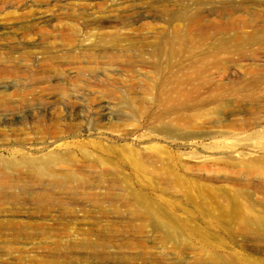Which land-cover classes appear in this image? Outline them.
Here are the masks:
<instances>
[{
	"label": "rangeland",
	"instance_id": "1",
	"mask_svg": "<svg viewBox=\"0 0 264 264\" xmlns=\"http://www.w3.org/2000/svg\"><path fill=\"white\" fill-rule=\"evenodd\" d=\"M23 1L33 4L35 16L55 19L26 38L20 30L8 42L0 38V49L32 50L34 60L0 71V89L8 86L13 102L26 89L23 103L0 107V157L12 156L11 145L20 142L35 154V144L43 141L34 132L39 118H46L45 128L50 117H71L80 127L69 139L98 142L89 150L109 163L116 185L126 188L119 187L117 196L62 195L46 207L25 198L0 205L5 208L0 218L31 221L21 229L0 227V264H213L212 253L264 264V239L241 231L215 210L221 195H236L239 188L264 198L258 190L264 187V171L239 162L264 153V84L255 82L264 67L252 70L250 60L220 47V38L229 34L220 29L227 12L246 16L249 25L242 22L239 30L247 34L256 19L264 24V0ZM184 8L202 12L204 31L178 33V42L192 40L177 43L171 60L155 54L145 67L119 58L96 64L89 57L112 45L100 40L102 35L130 32L135 40H158L160 31L171 29L170 16ZM14 9L0 3V26L22 22L15 20ZM6 12L9 20H2ZM94 17L109 20L97 26ZM174 25L184 27L181 21ZM250 50L264 57V48ZM126 53L132 62L148 55L135 49ZM43 56L63 64L51 69L41 65ZM75 66L81 67L80 77L63 75L57 80L60 90H42L47 85L37 80L42 74H73ZM130 190L137 196L129 197ZM126 197L131 202H124ZM238 197L246 202L244 195ZM134 199L158 211L137 212ZM153 217L170 226H158Z\"/></svg>",
	"mask_w": 264,
	"mask_h": 264
},
{
	"label": "bare ground",
	"instance_id": "2",
	"mask_svg": "<svg viewBox=\"0 0 264 264\" xmlns=\"http://www.w3.org/2000/svg\"><path fill=\"white\" fill-rule=\"evenodd\" d=\"M81 2L83 4L85 3V1ZM0 3L3 6L7 4L13 5L15 9L11 10V13L14 15L16 21H22L17 23V25L8 26L3 24L0 26V38L5 42L17 36L16 30H20L21 37L26 38L30 36L31 33L42 31L43 25L45 26L48 23L52 24L55 19L45 18L44 15L35 16L34 9L29 8L30 5L32 6L33 4H27L23 0H0ZM258 5L260 6L262 4L259 3L257 6ZM260 10H264V4L261 6ZM234 13L235 9L227 12L228 16H226V23L220 25V29L229 33L224 34L220 38V47L227 52H236L240 54L241 57L250 60L249 65L252 70L264 67V57H260L256 52L250 50L252 45H258L260 48H264V36L261 34L264 30V24H261L256 19L255 22L251 24L253 28H251L247 34H243L239 29L242 22L245 25H249L248 19H246V16L243 14L233 16ZM7 16L8 13L6 12L2 20L5 18L9 20ZM31 16L35 20H30L29 18ZM235 17L240 19L236 24L233 22ZM108 20L109 19L104 17H94L93 23L100 26L98 22H105ZM57 21L56 19V22ZM175 21H181L184 25L183 29H178L177 26L174 25ZM58 22L60 23L61 21ZM168 22L171 27V29L169 28V32L164 33L160 31L158 40L153 42L132 39L133 37L130 32L116 33L115 35H102L100 40L110 41L112 45L108 46V48L105 47L103 51L90 52L89 57L91 60H94L96 64H110L119 58L120 62L126 64L128 62H131L130 64L137 63L146 67L151 64L150 57L152 55L158 54L162 57V55L165 54L167 59L171 60L173 55L177 53V43L180 44L186 41L184 44H187V40H192L182 38L183 42H178L174 39L178 33L182 31L188 33L193 31H204L202 12L199 9L190 11L184 8L180 11H176V13L170 16ZM59 23L58 26H61L62 22ZM126 25V23H123V26ZM63 26H65V24ZM170 32L172 36H170ZM154 36L156 37V35ZM123 39H128L125 45L121 44ZM131 43L133 47H131ZM120 45L121 49L119 48ZM118 48L120 50L119 53L115 51L118 50ZM129 49H135L139 53H148V55L145 57L144 54H139V57L136 58V62H132L133 60L128 58L126 53ZM32 52V50L28 49L17 51L13 48H9L8 45L1 46L0 71L17 68V65H20L18 64L20 61L26 63H28V61H34L31 56ZM72 58L73 60H77L78 57L73 56ZM100 58L102 61L99 60ZM40 61L41 65L54 70L56 67L55 65L59 66L63 64V62H60L56 57L54 59V57L43 56ZM75 68L73 74L71 72L66 74L63 73V71H58L55 72L53 76L42 74L37 80L41 83H47L42 90L48 88H61V86H58L59 83L57 80H62L63 75H65V77L68 75L69 77H80L81 67L75 66ZM52 79H56V82L52 83ZM255 82L256 84L259 82L264 84V72H260V74L255 77ZM25 91L26 89H24V91L19 90L17 95L20 97L13 102L12 94L14 92H11L8 86L4 85L3 88L0 89V107L5 110L14 109V107L18 106V103H23L26 100L24 95ZM62 96L65 98V95L62 94ZM45 120L46 118H39V123L37 122L39 125L34 127L36 128L34 132L36 131L38 133V138L43 140L35 144V154L30 155L28 151H24L27 147L24 142H20L17 146L11 145L12 156H9V158L0 157V205L14 203L16 200L19 201L21 198H25L37 206L46 207L53 201V198H56L55 202H57L59 201L58 197L62 195L74 196L82 192H92L94 194H98L97 192H99L107 195L114 194L115 196L122 194L121 188L126 187L116 185L117 180L109 170V163H102L101 158L95 156V154L89 150L90 145L95 147L98 142H95V140L84 142L82 140L76 141L69 139L70 137L79 135L76 134L75 131L80 126L74 122V118L56 117L52 119L50 117L49 126L45 124L44 128L43 123ZM84 145H87L88 149H80V153L76 154L77 148H81ZM239 162L248 170H257L261 171V173L264 171V153L258 158H242ZM97 165H100V169H96ZM167 176L168 174L163 175V177ZM98 177H103L104 179L96 180L97 182L91 183V178ZM261 185H264V183ZM258 190L264 194V187ZM248 191L249 190L239 188L236 195L231 193H229V196L221 195L222 199L217 201L215 210H217L218 213L228 216L229 221L234 223L241 231L264 239V198H256L253 194L248 193ZM128 193L130 194L128 195L129 197L137 196L133 190L128 191ZM238 194L244 195L246 202L240 199ZM129 199L130 198L126 197L123 201L131 202ZM132 203L137 212L155 215L156 211H158L157 208L148 205V203L147 205H143L136 199L132 200ZM4 209L5 208L0 206V213L4 212ZM153 219L158 226H161V223L170 226L169 223L158 220V217H153ZM29 224H31V221H20L15 218L6 217L0 218L1 228L21 229L23 228L22 226L27 227ZM210 256L213 264H245L243 260H236L230 257V255L212 253Z\"/></svg>",
	"mask_w": 264,
	"mask_h": 264
}]
</instances>
